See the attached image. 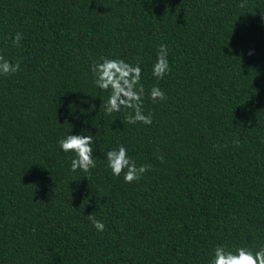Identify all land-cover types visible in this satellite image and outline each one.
Instances as JSON below:
<instances>
[{
	"label": "trees",
	"instance_id": "trees-1",
	"mask_svg": "<svg viewBox=\"0 0 264 264\" xmlns=\"http://www.w3.org/2000/svg\"><path fill=\"white\" fill-rule=\"evenodd\" d=\"M0 56L20 64L0 75V264H209L216 245H264V0H0ZM102 57L139 62L151 125L105 115ZM67 134L94 136L90 173L70 170ZM121 145L152 165L131 184L107 167Z\"/></svg>",
	"mask_w": 264,
	"mask_h": 264
},
{
	"label": "clouds",
	"instance_id": "clouds-1",
	"mask_svg": "<svg viewBox=\"0 0 264 264\" xmlns=\"http://www.w3.org/2000/svg\"><path fill=\"white\" fill-rule=\"evenodd\" d=\"M245 6L243 2L239 5ZM23 35L17 32L13 37V45L19 46ZM139 61V58H137ZM20 70L19 62L12 64L3 56H0V75H14ZM90 71L94 76V84L102 91L109 92L107 102L104 105L105 115L120 112L121 109L129 110L125 121L130 125L141 123L144 125L152 124L151 114H145L143 110V98L145 89L140 83L142 69L137 62L135 65L119 58L102 57L99 61H92ZM171 71L168 61V46L161 44L156 52V61L152 66V75L156 79H163ZM149 97L153 103L166 99L165 93L157 86H153ZM93 135H69L58 141L61 151L74 153L71 160L72 172L80 170L90 173L96 167L93 159ZM238 145L239 141H235ZM105 159L107 167L115 177H120L123 173L125 183L131 184L139 181L141 177L152 169V165L144 164L137 166L136 162L128 156L126 147L119 146L118 149L106 152ZM164 162L163 155L157 157ZM86 178V177H85ZM89 221L98 232L105 231V225L94 216L89 215ZM209 264H264V245L253 251L245 247H237L229 250L224 245H216Z\"/></svg>",
	"mask_w": 264,
	"mask_h": 264
}]
</instances>
